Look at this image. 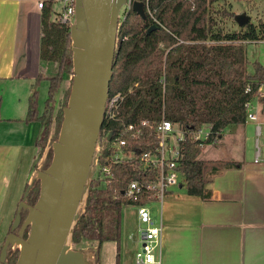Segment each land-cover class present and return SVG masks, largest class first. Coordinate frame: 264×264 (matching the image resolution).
Wrapping results in <instances>:
<instances>
[{
	"label": "trees",
	"instance_id": "16d2710c",
	"mask_svg": "<svg viewBox=\"0 0 264 264\" xmlns=\"http://www.w3.org/2000/svg\"><path fill=\"white\" fill-rule=\"evenodd\" d=\"M216 2L150 0V8L156 11L155 18L160 24L150 34L147 30L154 25L152 20L147 15L143 20L130 11L117 35L109 89L110 95L120 92L124 96L118 121L107 126L113 138L122 132L124 125L141 121L154 125L164 119L179 126L184 133L177 166L182 176L180 187L185 188L188 196L201 200L210 197L206 185L212 174L240 167L238 162L203 160L200 158L203 149L217 144L227 127L243 126L247 122L246 104L256 97L260 86L264 88V68L255 60L251 63L252 73L248 72L243 45L264 40V31L259 34L251 23L238 33L216 29L211 15ZM221 14L227 16L225 12ZM39 56L42 62L56 65L57 72L50 78L40 73L30 87L25 122L40 125L35 140L37 149L43 148L48 138L56 96L64 76L72 69L69 28L51 20L49 6L40 15ZM43 80L48 82V90L40 112L38 87ZM248 88L250 92H246ZM259 102L264 105V98ZM58 116L60 125L62 114ZM203 128L209 130L207 139L195 140L193 134ZM149 132L152 131L146 134L153 140ZM123 138L128 139V135L123 133ZM144 141L132 145L141 152L154 148L145 146ZM111 154L112 150H102L100 163L105 164ZM110 169L111 178L106 183L97 178L90 180L84 211L73 227L70 241L74 245L97 242V253L103 243L114 242L115 264H120L121 212L124 206L134 205L122 192L129 182L151 180L154 173L133 170L129 163L111 165ZM39 197L40 182L36 180L29 188L27 206H35ZM26 212L19 214L20 227ZM12 225L13 220L8 233ZM17 256L18 250L14 253L9 250L5 264H16Z\"/></svg>",
	"mask_w": 264,
	"mask_h": 264
},
{
	"label": "crops",
	"instance_id": "0c3cea01",
	"mask_svg": "<svg viewBox=\"0 0 264 264\" xmlns=\"http://www.w3.org/2000/svg\"><path fill=\"white\" fill-rule=\"evenodd\" d=\"M6 14L10 16L8 19H4ZM40 15L32 0H0V95L7 88L12 100L8 106L3 104L1 112L14 114H2L0 121L8 120L26 128L31 123L37 125H33L32 146L23 147L20 140L0 142V225L4 226L0 231V244L4 242L18 204V198H12L22 187L17 174L21 156L28 154L30 162L38 150L35 140L40 125L25 122L30 87L40 73L50 78L57 72L56 65L40 60ZM38 88L39 95L45 90L47 98L48 82L41 81ZM263 106L256 107V121L229 126L223 132L226 145L237 147L245 157L240 161L222 160L238 162L240 167L210 176L206 185L208 200L190 197L185 189L174 191L182 188L177 186L170 190L162 204L154 203L155 209L150 208L154 221L162 224L160 264H264ZM253 137L256 151L251 159L247 155V144ZM9 201L11 206H8ZM132 226L137 236L132 232L128 239L138 245L134 247V258L140 248L138 230L141 225L136 216ZM122 252L123 247L120 264H128L129 255Z\"/></svg>",
	"mask_w": 264,
	"mask_h": 264
},
{
	"label": "water",
	"instance_id": "95a60500",
	"mask_svg": "<svg viewBox=\"0 0 264 264\" xmlns=\"http://www.w3.org/2000/svg\"><path fill=\"white\" fill-rule=\"evenodd\" d=\"M123 2L75 1V23L69 29L73 81L67 107L63 110L59 141L52 146L53 160L48 172L38 174V202L33 207L24 203L28 186L13 221L12 230L19 223V208L28 210L20 228L21 232L29 228L28 240L8 234L0 251V264H5L8 247L15 242L21 244L22 252L16 264H86L83 253L67 254V242L82 204V212L85 207L91 164L112 79L118 15ZM132 10L141 19L146 18L142 3H134ZM249 21L245 14L235 16L239 28ZM156 29L150 26L147 34Z\"/></svg>",
	"mask_w": 264,
	"mask_h": 264
},
{
	"label": "built area",
	"instance_id": "2783aa9c",
	"mask_svg": "<svg viewBox=\"0 0 264 264\" xmlns=\"http://www.w3.org/2000/svg\"><path fill=\"white\" fill-rule=\"evenodd\" d=\"M36 9L42 12L45 6L51 9V20L66 25L69 29L75 23L76 0H32ZM134 3H142L145 15L155 25H160L155 18V10L150 8V0H124L119 10L118 29L126 15L133 11ZM264 41V40H263ZM163 83V81H162ZM250 92V89H246ZM256 101L251 100L246 104L247 121H256L255 110L264 98V88L257 90ZM124 96L120 92L109 94L106 100L103 123L105 128L100 131L96 151L91 164V179L97 178L103 184L111 178V165L129 163L133 170L154 173V178L148 181H131L122 192L125 199L134 203L136 218L141 227L138 230L140 248L134 255L135 264H160L162 249V224L154 221L149 205L162 204L170 190L180 186L182 176L177 170L180 156L179 146L184 139V133L178 125H173L167 120L156 124L141 121L138 124L124 125L122 132L112 137L108 125L118 121V114ZM257 130L259 128L257 127ZM154 137L149 139L147 132ZM202 130L193 134L195 140H206L209 130L206 129L202 137ZM123 133L128 139L123 138ZM148 133V134H149ZM142 139L145 146H153L149 151L136 150L132 144L140 143ZM102 150H112V154L101 164L99 158ZM258 154H256L257 156ZM90 179V180H91Z\"/></svg>",
	"mask_w": 264,
	"mask_h": 264
},
{
	"label": "rangeland",
	"instance_id": "374dc122",
	"mask_svg": "<svg viewBox=\"0 0 264 264\" xmlns=\"http://www.w3.org/2000/svg\"><path fill=\"white\" fill-rule=\"evenodd\" d=\"M222 12H225L227 16H222ZM241 14H245L246 16H249L250 21L249 23L253 24L259 34H261L264 31V0H218V2L214 3L212 5L211 9V15L216 21V29L222 30L224 33H238L241 31L242 28H239L235 22V17ZM10 16L6 14L4 16V19H8ZM243 45L246 48V57L249 62L248 64V72L252 73V67L251 63L255 60H257L260 65L264 68V41H254V42H243ZM50 66H53L52 63H50ZM56 71V70H55ZM72 81H73V68L70 71V74H66L63 78V81L61 83L59 92L56 96V101L54 105V112H53V118L52 123L50 126V131L48 138L46 139L45 143L43 144V148H39L36 150V156L33 160L29 162V155L25 153L24 156H21L20 162L18 164L17 174H19L18 182H22V187L19 192L16 191L13 195L12 200L17 199V205L14 207L17 213L19 203L23 201V195L26 192L25 186H32L33 182L38 180V174L40 172H48L49 169V162L53 158V150L52 146L54 143L59 141L60 137V130L63 122V110L67 107L68 99L70 96L71 88H72ZM39 89V88H38ZM6 92H1V102H0V118L3 112H1V107H3V104H6L8 106L10 104V90L5 88ZM39 92V91H38ZM9 94V97L7 98ZM6 96V98H5ZM4 98V99H2ZM46 99V92L43 90L40 95L38 94V108L41 112L43 109V103ZM253 101H256V98L253 99ZM62 114V121L61 124L58 125V118L59 114ZM5 116L8 115H14L13 113H7L3 114ZM15 123H11V121L8 120H2L0 121V142L1 143H9L13 141H19L21 143H24L23 147L26 146H32L33 139H35V136H33L34 132L33 125L37 126L36 123H31L30 127L26 128L24 125H18L15 126ZM18 124V123H17ZM40 129V128H39ZM202 137L204 133H206V129H202ZM36 135V134H35ZM38 136V134H37ZM226 137L221 139L217 144H211L207 145L201 155L200 158L203 160H231L232 158L235 159V161H240L244 156L243 151L240 149L238 150L237 147L226 145ZM16 143V142H15ZM18 143V142H17ZM248 147V153L247 155L252 159L256 147H255V137L247 144ZM35 150V149H34ZM245 150V149H244ZM29 182V184H28ZM40 182V181H39ZM25 189V190H24ZM185 188H177L174 191H183ZM11 195V194H9ZM20 201V202H19ZM26 203V201H24ZM12 202L9 201L8 206H11ZM17 207V208H16ZM149 207L151 209H155L154 204H150ZM26 212V217L28 214V210L24 207L19 208V213ZM82 210L79 214H81ZM8 215V214H7ZM13 221L17 214H14ZM135 209L132 206H124L122 208L121 212V238L120 243L121 247H123V254L129 255L128 256V264H135L134 258L132 257L134 254V247L138 245H133L131 242H129L128 235L132 232H135V229L133 228L132 224L135 223ZM20 226H16L13 230L11 227V230L8 234H14L18 237L28 240L29 237V228H26L22 232L20 231ZM4 229V226L0 225V231ZM6 233V236L8 235ZM136 232H135V234ZM5 236V239H6ZM4 239V241H5ZM3 242L0 244L2 246ZM17 244H19V247H17ZM21 244L18 242H15L12 246L9 245L8 251L10 250L12 253H14L16 250H18V256L22 255V252L20 250ZM97 248V242H87L82 241L76 245L72 244L70 240L67 242V254L71 252L75 253H83L85 257V263L86 264H115V243L114 242H105L101 245L99 253L95 252V249ZM97 257V259H96ZM17 259V261H18ZM133 259V262H132ZM17 263V262H16Z\"/></svg>",
	"mask_w": 264,
	"mask_h": 264
},
{
	"label": "bare ground",
	"instance_id": "6f19581e",
	"mask_svg": "<svg viewBox=\"0 0 264 264\" xmlns=\"http://www.w3.org/2000/svg\"><path fill=\"white\" fill-rule=\"evenodd\" d=\"M83 209V204H82V207H81V209H80V211ZM80 213V212H79ZM17 247H19V244H17Z\"/></svg>",
	"mask_w": 264,
	"mask_h": 264
}]
</instances>
